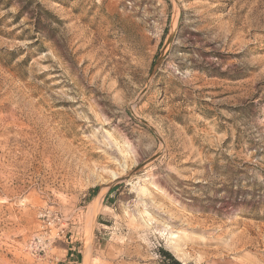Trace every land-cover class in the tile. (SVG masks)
Segmentation results:
<instances>
[{
  "label": "rangeland",
  "instance_id": "rangeland-1",
  "mask_svg": "<svg viewBox=\"0 0 264 264\" xmlns=\"http://www.w3.org/2000/svg\"><path fill=\"white\" fill-rule=\"evenodd\" d=\"M162 249L264 264V0H0V264Z\"/></svg>",
  "mask_w": 264,
  "mask_h": 264
},
{
  "label": "built area",
  "instance_id": "built-area-1",
  "mask_svg": "<svg viewBox=\"0 0 264 264\" xmlns=\"http://www.w3.org/2000/svg\"><path fill=\"white\" fill-rule=\"evenodd\" d=\"M59 233H57L53 237L51 236L50 232L45 233V235L43 236L34 237L32 240L28 242L26 246V250H29L33 255L38 257L44 255L47 246L50 245L56 239Z\"/></svg>",
  "mask_w": 264,
  "mask_h": 264
},
{
  "label": "trees",
  "instance_id": "trees-1",
  "mask_svg": "<svg viewBox=\"0 0 264 264\" xmlns=\"http://www.w3.org/2000/svg\"><path fill=\"white\" fill-rule=\"evenodd\" d=\"M36 31L39 32L40 30H37V29H36ZM159 254H160L163 258H165V259H167V260H170V261L172 262V264H179V262H177L176 260H174V258L171 256V254L168 253L167 251H165V250L162 249V250L159 251Z\"/></svg>",
  "mask_w": 264,
  "mask_h": 264
},
{
  "label": "crops",
  "instance_id": "crops-1",
  "mask_svg": "<svg viewBox=\"0 0 264 264\" xmlns=\"http://www.w3.org/2000/svg\"><path fill=\"white\" fill-rule=\"evenodd\" d=\"M71 250V249H69ZM71 258H73V254L72 253H69L68 254V257H67V264H76V262L74 260H72Z\"/></svg>",
  "mask_w": 264,
  "mask_h": 264
},
{
  "label": "bare ground",
  "instance_id": "bare-ground-1",
  "mask_svg": "<svg viewBox=\"0 0 264 264\" xmlns=\"http://www.w3.org/2000/svg\"><path fill=\"white\" fill-rule=\"evenodd\" d=\"M110 144H111V143H110ZM118 178H120V177H115V178H113V179H116V180H117ZM103 193H104V192H103ZM99 200H100V199H99ZM99 200H95V201L93 202V204H92L93 206H92V205H91V206H92V207H95V206L98 207V205H99ZM91 209H93V208H91ZM91 209H90V210H91ZM91 211H92V210H91ZM91 211H90V212H91ZM88 243H89V242H88ZM86 247H87V246H86ZM86 249H87V248H86ZM88 250H89V249H87L86 251H88ZM85 260H86V259H85Z\"/></svg>",
  "mask_w": 264,
  "mask_h": 264
}]
</instances>
